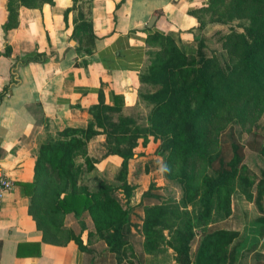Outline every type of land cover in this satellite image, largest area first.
Returning <instances> with one entry per match:
<instances>
[{"label":"trees","instance_id":"1","mask_svg":"<svg viewBox=\"0 0 264 264\" xmlns=\"http://www.w3.org/2000/svg\"><path fill=\"white\" fill-rule=\"evenodd\" d=\"M45 2L52 0H9L4 28L16 25L17 4L36 7ZM86 3L72 0L71 9L83 19ZM190 12L198 22L196 31L202 25L200 13L223 25L243 22L241 30L216 33L226 54L224 66L206 53L202 39H197L196 47L183 46L175 36L154 30L148 46L149 41H158L162 48L138 75L137 104L126 108L121 95L112 94L109 103L99 94L88 109L85 128H64L39 145L29 212L44 240L59 244L73 240L86 253L96 237L115 263L123 264L128 256L135 257V227L142 238V256L171 250L175 264H191L192 244L199 235L195 264H236L232 243L238 231L216 226L230 216L236 190L254 204L264 234V177L243 161L245 145L264 156V121L258 122L264 114V0H207ZM88 26L83 21L78 27ZM84 37L91 39V33ZM36 55L29 54L24 61ZM140 101L146 106L141 122L127 112ZM232 120L254 138L243 144L229 132ZM260 128L262 132L257 131ZM98 136L104 137L102 157L120 159L119 184L90 190L80 178L99 161L88 153V143ZM149 139L158 142L155 153L162 160L164 184L151 182L132 204L135 186L127 180L129 160L139 143L145 145ZM116 188L124 201L116 196ZM133 212L139 214L138 225L131 221ZM68 214L78 218V233L61 222ZM85 214L92 230L81 219Z\"/></svg>","mask_w":264,"mask_h":264},{"label":"crops","instance_id":"2","mask_svg":"<svg viewBox=\"0 0 264 264\" xmlns=\"http://www.w3.org/2000/svg\"><path fill=\"white\" fill-rule=\"evenodd\" d=\"M8 2L0 0V93L5 89L0 97V173L14 184L0 204V264H84L85 253L73 240L63 244L44 240L29 212L37 149L64 128H85L88 109L98 102L99 94L109 103L112 94L121 95L126 108L134 107L138 75L148 60V36L159 30L191 46L197 20L190 10L204 7L207 0H87L89 7L84 4L81 10L84 19L71 9L72 0L36 7L19 3L16 25L5 29ZM82 20L89 28L79 29ZM34 53V60L24 61ZM97 138L103 143V136L93 140ZM151 142L158 144L153 139L139 143L128 169L131 161L148 159ZM127 177L131 184L129 173ZM161 178V183L152 181L163 185ZM149 183H133L132 204ZM86 226L93 229L91 220ZM64 227L75 232L70 225ZM248 242L244 239L242 247Z\"/></svg>","mask_w":264,"mask_h":264},{"label":"rangeland","instance_id":"3","mask_svg":"<svg viewBox=\"0 0 264 264\" xmlns=\"http://www.w3.org/2000/svg\"><path fill=\"white\" fill-rule=\"evenodd\" d=\"M199 15L202 21V25L200 27L201 29L199 31H196L194 37L196 39H194V41L191 43V47H196L197 39H202L206 53L209 56H216L220 63L224 66V63L226 61V54L222 49L221 44L218 42V36L216 33H225L229 30H241V25L243 22L233 21L232 23L223 25L216 22H210L209 15L207 14L200 13ZM179 44L183 46L188 45L185 44V42L182 43L181 41H179ZM149 46L150 48L148 49V61H150L157 50L162 48V45L158 41H149ZM127 112L139 118V121L141 122L146 115V106L144 102L140 101V104L136 107V109H132ZM258 119V122L264 121V114L261 115V117H259ZM239 125L240 123L236 124V121L232 120L228 123L227 127L232 128V130H229V132H235L241 139L242 143L246 144L250 139H253L255 135L246 132L244 128H241ZM257 129H259V127ZM257 131L262 132L263 130L262 128H260V130ZM257 136L260 137V134H257ZM102 144L103 143L100 138H97L88 145L89 155L95 159H99L98 162L106 158L102 157L104 152ZM156 147L157 146H154V144L151 142L149 148H147L148 154L145 155V157L147 156L148 159L143 158L134 162L131 161V167L130 169H128V173L129 182L132 185H134L133 183H136V185H145L149 182L161 183L162 169L159 159L156 157V153L154 152ZM115 157L113 156L112 158H110L107 164L105 162L101 163V165H99L94 172L82 174L80 183L85 184L90 190H95L99 186L105 184L116 187L119 184L117 180V174L119 171L120 159L117 156ZM243 161L250 169L255 171L259 177H264V175L262 174L264 173L263 155H261L257 151L251 150L250 148H248V146L245 145ZM152 179H154L156 182L152 181ZM115 194L121 201H124V196L121 190L116 188ZM138 215L139 214L137 212H133L131 214V221L137 225L140 223ZM259 216L260 215L255 209L254 204L248 201L238 190L234 191L232 195V212L230 216L225 221H221L216 226L238 231L239 235L237 239H235L232 243V246L235 247L237 256L236 264H264V254L261 253V251L264 250V234L262 235L259 230L260 226L262 225L258 221ZM77 219L78 218L74 216L66 215L62 218L61 222L74 227L75 232L77 233L80 230V225ZM81 219L85 222V224H90L88 215H83ZM133 228L134 229L132 231L134 234L132 237V243L134 246L135 257L128 256V262H125L123 264H175L171 250H167L151 256H142V238L138 233L137 228ZM198 231L199 230H197V233H199ZM199 238V235H197L192 244L191 264H195L194 256L198 246ZM244 239L249 242L248 244H246V246L242 247L241 243ZM258 239H261V241L259 240L258 242ZM245 247L248 248L245 250ZM240 249H244L243 252H241ZM240 253H242L241 256ZM257 253L258 255L255 256V254ZM85 258L86 259L84 264H116L112 255L106 252L105 244L102 241L98 240L96 237L91 238L88 244V251L85 253Z\"/></svg>","mask_w":264,"mask_h":264},{"label":"built area","instance_id":"4","mask_svg":"<svg viewBox=\"0 0 264 264\" xmlns=\"http://www.w3.org/2000/svg\"><path fill=\"white\" fill-rule=\"evenodd\" d=\"M13 181L7 175L0 173V204L7 192L13 187Z\"/></svg>","mask_w":264,"mask_h":264},{"label":"water","instance_id":"5","mask_svg":"<svg viewBox=\"0 0 264 264\" xmlns=\"http://www.w3.org/2000/svg\"><path fill=\"white\" fill-rule=\"evenodd\" d=\"M152 21L154 20V18L151 19ZM151 24V23H150Z\"/></svg>","mask_w":264,"mask_h":264}]
</instances>
